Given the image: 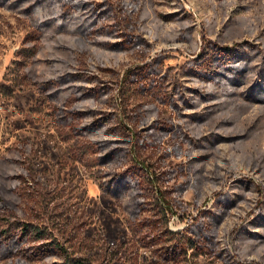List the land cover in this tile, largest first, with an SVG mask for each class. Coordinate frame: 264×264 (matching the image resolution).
<instances>
[{
  "label": "rangeland",
  "instance_id": "obj_1",
  "mask_svg": "<svg viewBox=\"0 0 264 264\" xmlns=\"http://www.w3.org/2000/svg\"><path fill=\"white\" fill-rule=\"evenodd\" d=\"M0 233V264H264V0H0Z\"/></svg>",
  "mask_w": 264,
  "mask_h": 264
},
{
  "label": "trees",
  "instance_id": "obj_2",
  "mask_svg": "<svg viewBox=\"0 0 264 264\" xmlns=\"http://www.w3.org/2000/svg\"><path fill=\"white\" fill-rule=\"evenodd\" d=\"M40 1V0H38ZM54 1V0H53ZM58 3H60L61 5L63 4H66L67 3V0H58ZM38 10H41L40 7H38ZM75 9L72 10L70 16L72 17L73 14L75 13ZM68 15V14H67ZM69 17V15L67 16ZM223 59H224V65L226 67H228L229 69H239V64L237 66V59H236V56H235V53L234 51H230V52H223ZM128 179L126 177H124L122 174H119L118 176L115 177V179L113 180V187L116 191L119 192V189L118 188H121L123 187L124 185L128 184ZM121 186V187H119ZM133 189V192H134V195L136 196L137 200L139 201L140 198H139V191H137L134 187L132 188ZM142 201V200H140ZM13 237H15L14 234H8L7 236L5 235H2V233H0V247L2 244H5V243H10V241L13 239ZM17 237V236H16ZM26 236H24L25 238ZM60 249L61 253L63 252V245L62 244H54L53 242H44V243H39L36 247V250H35V253L34 255L35 256H40V257H44L47 253H49L50 250H58ZM76 264H82L81 262L77 261Z\"/></svg>",
  "mask_w": 264,
  "mask_h": 264
}]
</instances>
